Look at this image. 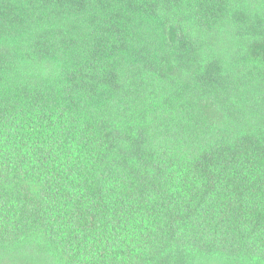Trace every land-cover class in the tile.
<instances>
[{
	"label": "trees",
	"instance_id": "16d2710c",
	"mask_svg": "<svg viewBox=\"0 0 264 264\" xmlns=\"http://www.w3.org/2000/svg\"><path fill=\"white\" fill-rule=\"evenodd\" d=\"M0 264H264V0H0Z\"/></svg>",
	"mask_w": 264,
	"mask_h": 264
}]
</instances>
